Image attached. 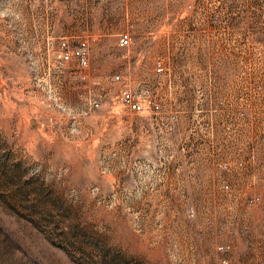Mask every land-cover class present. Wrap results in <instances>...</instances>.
Returning a JSON list of instances; mask_svg holds the SVG:
<instances>
[{
  "label": "rangeland",
  "instance_id": "obj_1",
  "mask_svg": "<svg viewBox=\"0 0 264 264\" xmlns=\"http://www.w3.org/2000/svg\"><path fill=\"white\" fill-rule=\"evenodd\" d=\"M0 264H264V0H0Z\"/></svg>",
  "mask_w": 264,
  "mask_h": 264
},
{
  "label": "built area",
  "instance_id": "obj_2",
  "mask_svg": "<svg viewBox=\"0 0 264 264\" xmlns=\"http://www.w3.org/2000/svg\"><path fill=\"white\" fill-rule=\"evenodd\" d=\"M129 41H130V36L128 34H126V33L121 34L119 39H118V45L120 47H125L129 44ZM62 46H65V43H62ZM73 54H74L79 66H81V67L86 66V64H87L86 45L83 41H81L79 43L77 48L74 50ZM71 56H72V54L66 49L60 51L57 55L58 64L60 66L63 65L64 63H66L67 61L70 60ZM156 70L160 71L161 68L156 67ZM114 79H119V77L116 75V76H114ZM121 98H122L123 102L126 103V105L130 109L140 110L141 105L137 101L133 100V98L131 97V95L129 94L128 91H123L121 93Z\"/></svg>",
  "mask_w": 264,
  "mask_h": 264
}]
</instances>
